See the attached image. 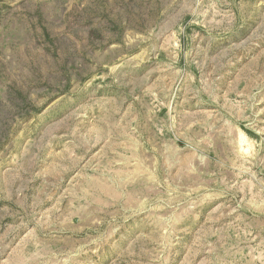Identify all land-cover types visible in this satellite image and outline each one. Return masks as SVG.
I'll use <instances>...</instances> for the list:
<instances>
[{
  "label": "rangeland",
  "instance_id": "1",
  "mask_svg": "<svg viewBox=\"0 0 264 264\" xmlns=\"http://www.w3.org/2000/svg\"><path fill=\"white\" fill-rule=\"evenodd\" d=\"M0 264H264V0H0Z\"/></svg>",
  "mask_w": 264,
  "mask_h": 264
}]
</instances>
